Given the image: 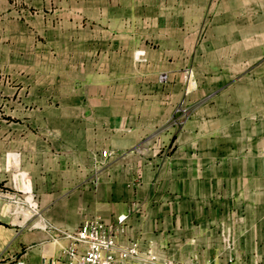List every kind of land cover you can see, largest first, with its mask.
<instances>
[{
	"label": "crops",
	"instance_id": "obj_1",
	"mask_svg": "<svg viewBox=\"0 0 264 264\" xmlns=\"http://www.w3.org/2000/svg\"><path fill=\"white\" fill-rule=\"evenodd\" d=\"M18 167L58 229L129 215L121 246L264 264V0H0V264H65L4 197Z\"/></svg>",
	"mask_w": 264,
	"mask_h": 264
},
{
	"label": "built area",
	"instance_id": "obj_2",
	"mask_svg": "<svg viewBox=\"0 0 264 264\" xmlns=\"http://www.w3.org/2000/svg\"><path fill=\"white\" fill-rule=\"evenodd\" d=\"M143 54L141 51L138 56ZM192 77V71H187V82ZM167 79L166 74L160 76L161 82ZM109 156L108 151H101L96 161L104 165ZM4 197L13 206V215L25 223H32V228L54 231L55 240L59 237L69 240V245L62 249L61 254L65 264H196L194 261L181 262L172 255L161 257L153 247L144 249L139 242L121 246L118 238L126 232L129 215H121L112 223L101 218L85 219L74 231L54 227L42 213L39 196L33 189L29 173L19 167L12 174L9 190L4 191ZM225 241L231 249L229 239ZM17 264L26 263L19 261ZM49 264L57 263L51 260Z\"/></svg>",
	"mask_w": 264,
	"mask_h": 264
},
{
	"label": "rangeland",
	"instance_id": "obj_3",
	"mask_svg": "<svg viewBox=\"0 0 264 264\" xmlns=\"http://www.w3.org/2000/svg\"><path fill=\"white\" fill-rule=\"evenodd\" d=\"M7 120L9 121V122H7V126H8V124H12V122H13L12 117H8V116H7Z\"/></svg>",
	"mask_w": 264,
	"mask_h": 264
}]
</instances>
